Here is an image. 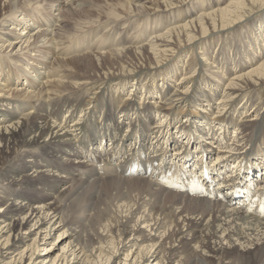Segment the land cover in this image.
<instances>
[{
	"label": "bare ground",
	"instance_id": "bare-ground-1",
	"mask_svg": "<svg viewBox=\"0 0 264 264\" xmlns=\"http://www.w3.org/2000/svg\"><path fill=\"white\" fill-rule=\"evenodd\" d=\"M38 1L50 0H0L1 91L25 83L3 74L24 47L54 56L32 66L38 91L0 94V264H264V217L219 189L248 168L264 187V0H62L59 28L38 12L29 33ZM34 152L71 172L52 203L25 193L56 182L22 175ZM200 166L213 174L205 195L161 182Z\"/></svg>",
	"mask_w": 264,
	"mask_h": 264
},
{
	"label": "rangeland",
	"instance_id": "rangeland-1",
	"mask_svg": "<svg viewBox=\"0 0 264 264\" xmlns=\"http://www.w3.org/2000/svg\"><path fill=\"white\" fill-rule=\"evenodd\" d=\"M24 1H28V0H24ZM206 1V0H205ZM208 1V0H207ZM97 3L95 4L96 6H98V8L99 7H101V6H103L104 5V3H112V0H97L96 1ZM205 3V2H204ZM51 4H53L52 6H50ZM206 4V3H205ZM204 4V5H205ZM29 6V8H30V6L31 5H28ZM2 7H3V4L0 6V13L2 12H4V10H1L2 9ZM35 10L34 11H32L33 13H32V16H30V17H25V19H30V21H29V23L30 24H28L29 26H30V28L32 29V30H30V32L29 33H36L37 31H38V29L36 28V26H37V24L36 23H33L34 21H36L37 20V17H38V15L36 16V14H39V13H45V15L46 16H48V22H52V24H49L48 23V25H43V26H45L46 28L48 27V28H50V29H53L54 27H55V25H56V27H55V29H57V28H59L58 26H57V24H59V22H57L56 21V19H53L52 20V18L54 17V16H59L62 12H64L65 11V8H64V4H63V2H62V0H50L47 4H46V2L45 1H38L37 3H35L33 6H32ZM37 12V13H36ZM39 12V13H38ZM30 14V13H29ZM36 18H35V17ZM40 16V15H39ZM183 16V14L182 15H180V17H182ZM33 19H35V20H33ZM11 22H7L6 24H5V27L6 28H9V27H13L11 24H10ZM33 23V24H32ZM27 24V23H26ZM32 24V25H31ZM41 25V24H40ZM43 26H41V27H43ZM256 27H254V29H255ZM50 38V36L48 35V36H45L44 37V39H46V40H48ZM30 42H32V39L30 40ZM39 45H41L42 44V42H40V43H38ZM46 45H48V44H46ZM216 47H218V46H216ZM31 49H27V48H25L24 47V49H23V53H26V54H23V55H21L22 56V59H20L19 61H13L12 63H10L9 64V66L8 67H5V71H4V75H6V73L8 74V76L9 75H11V73L12 74H15L14 72L16 71V74H20V76H22V83H24V81H23V79H26V81H25V83L22 85L21 84V82L20 81H18V83H15V84H13V85H9V87H5V89H3V91H1V87H0V94H2V93H6L9 89H11L10 90V92L9 93H12V95H19L18 97H20V98H24L26 95H28V94H30V91H32V90H34L35 92L36 91H38V89H39V86L37 85V83H35V82H38L37 80H36V78H37V76L38 77H42L43 78V74H41L39 71H41V69L40 68H37V70H38V72H32V66H36V64H37V62H38V60L41 62V61H43V60H45L46 62H49V61H53V58H54V56L51 54V50H50V54L49 53H47V55H43V53H39V52H36V50H31V52L27 55V51H30ZM49 50V49H48ZM41 51V50H40ZM34 52H36V53H34ZM38 53V54H37ZM26 55V56H25ZM41 56V57H39V56ZM42 55H43V57H42ZM33 57V58H32ZM188 57V56H187ZM25 61V62H24ZM183 61H185L184 59H182L181 58V60H180V64L181 65H183L182 64V62ZM14 63V64H13ZM26 63V64H25ZM39 63V62H38ZM21 64V65H20ZM39 65V64H38ZM178 65V64H177ZM29 66V67H28ZM25 67V68H24ZM31 67V69H27V68H30ZM41 67V66H40ZM177 67H179L180 68V66H177ZM10 68V69H9ZM27 69V70H26ZM180 73H181V71H179V69L177 70V74L176 75H174V78L175 77H177V76H179L180 75ZM24 74V75H23ZM25 75H28V76H25ZM10 78H12L11 76H9ZM159 78V77H158ZM158 78H157V80H158ZM179 78H180V76H179ZM28 80H30L29 82H31L32 83V86L30 85V83L28 82ZM159 80H160V78H159ZM34 81V82H33ZM176 81V80H175ZM157 81L155 80L154 81V84H156V85H158V83H159V85L161 84V81H158V83H156ZM20 83V84H19ZM11 86H12V88H11ZM126 89H124V91H122V92H117V94L115 95V96H121V100H125L126 99V97L128 96L127 94H129V92H128V90L129 89H131L132 87L131 86H129V84H127L126 85V87H125ZM11 91H13V92H11ZM98 91V90H97ZM131 91V90H130ZM132 93L133 92H135V91H131ZM137 92V91H136ZM136 92H135V94H136ZM127 95V96H126ZM137 95H138V93H137ZM137 95H135V96H137ZM126 96V97H125ZM139 96V95H138ZM130 97H132V96H130ZM159 100V99H158ZM90 107V106H89ZM104 110V109H103ZM103 110H102V113H103ZM50 111H52V109L50 108ZM99 111H100V109H99ZM66 113V111H64V110H62L59 114H58V116H56V118L59 120H61L62 118L64 119V114ZM130 114H129V116L131 117V116H135L134 114L132 115V113L131 112H129ZM66 118V117H65ZM95 120V118L93 117L92 119H91V121H94ZM96 120H98V118L96 119ZM100 120V119H99ZM98 124L101 126V122H98ZM172 131H174V128L172 129ZM102 132V131H101ZM230 135L232 136L233 134H231L230 133ZM89 139V138H88ZM88 139H84V140H80V141H78L77 142V144H76V147H77V149L78 150H80L81 151V154H82V150L84 149V148H86L85 147V145L87 144V140ZM92 138H90V140H91ZM95 139V138H94ZM257 142H258V140H257ZM211 147L212 148H214V149H217L215 146H213L212 144H211ZM258 147H260L259 148V150H263L264 149V144H262V143H260L259 144V142H258ZM85 150V149H84ZM66 153V152H65ZM34 154L35 155H33L32 157H29L28 155H30V154H27L21 161H20V163L19 162H17L19 165V167L21 166V163H25V164H27V165H29V167H27L26 169H24V171L22 172V175H24L25 177H30V178H35L37 175H40V174H44L45 176H47V177H55L56 179V182L54 183V184H50L49 183V181H46L47 183H49V184H46V183H42V182H39V181H36L37 183H35L34 185H27L26 187L24 186V189H25V193H27V194H29V195H31V196H33V197H35L36 199H38V201L39 202H45V203H47V202H50V203H52V202H54V199H53V197L58 193H61V190L66 186V184L65 183H63V182H61V180H60V176L61 175H63V176H65L66 174H71V172L69 171V172H67V170H58L57 168H54V170H53V172H50V171H48V169H45L44 167H39V166H37V164L36 163H42V161H40V157H38V155H37V153H35L34 152ZM45 155V154H44ZM82 156H83V154H82ZM66 157H68V156H64V158H66ZM27 160H32V162L31 161H27ZM58 159H56V161H57ZM19 161V160H18ZM62 162V161H61ZM62 163H65L66 164V166L69 168L70 166H73V167H76V164L75 163H73V162H62ZM61 164V163H60ZM32 165H34V167H31ZM38 168L40 171H42V172H35L34 171V169L35 168ZM51 169H53V167H51ZM2 196V192L0 191V197ZM26 196V195H25ZM35 200V199H34ZM0 212L2 213L3 212V208H0ZM62 233V232H61ZM57 234H58V232L56 231H54L53 233H52V235H54L53 237L54 238H56L57 237ZM64 234H66L67 235V233H64ZM64 234L62 235L63 237H64ZM61 236V237H62ZM60 237V238H61ZM52 238V237H51ZM50 238V243H48V247H51L50 248V253H51V256H54L55 254H57V253H61L62 251H61V246H63V245H65L66 243H68V238H67V236H66V238L64 237V240L63 241H60V238H58L56 241H55V243L54 244H51V243H53V241L55 240V239H51ZM51 244V245H50ZM222 245L223 246H226V247H228V244H227V242L226 241H222Z\"/></svg>",
	"mask_w": 264,
	"mask_h": 264
}]
</instances>
